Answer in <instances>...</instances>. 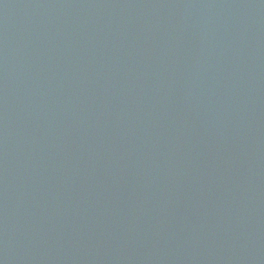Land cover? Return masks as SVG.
Returning <instances> with one entry per match:
<instances>
[{
  "label": "water",
  "instance_id": "1",
  "mask_svg": "<svg viewBox=\"0 0 264 264\" xmlns=\"http://www.w3.org/2000/svg\"><path fill=\"white\" fill-rule=\"evenodd\" d=\"M0 264H264V0H0Z\"/></svg>",
  "mask_w": 264,
  "mask_h": 264
}]
</instances>
